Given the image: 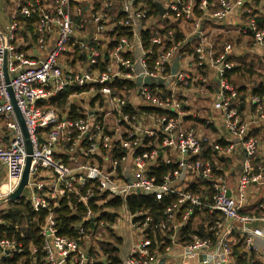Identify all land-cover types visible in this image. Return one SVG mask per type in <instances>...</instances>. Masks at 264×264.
I'll return each mask as SVG.
<instances>
[{
    "label": "built area",
    "instance_id": "obj_1",
    "mask_svg": "<svg viewBox=\"0 0 264 264\" xmlns=\"http://www.w3.org/2000/svg\"><path fill=\"white\" fill-rule=\"evenodd\" d=\"M7 1L10 3L9 23L6 28L0 27V180L5 175L0 182V203L7 201L18 189L28 156L26 139L4 76L6 63L10 87L32 144L29 183L22 198L29 202L35 213H48L45 222L39 226V235L44 241V263L104 264L88 250L97 237H88L83 228L80 227L77 239L58 235L54 209L66 195L80 196V190L87 188L86 195L79 198L85 205L96 195L99 198L106 196L107 200L119 198L124 203L137 195L155 196L158 200L169 195L177 197V201L164 212L165 220L152 229L151 217L143 212L131 214L125 207L116 212L118 218L113 225L98 222L100 228L108 226L116 235L118 227H125L131 244L123 264H160L162 261L164 264H238L243 257L245 262L241 264H264L255 244L257 240L264 241V217L243 213L247 188L262 182L261 174H254L255 170L260 171L264 166L255 164L259 142L251 136V132L264 121V97L252 96V117H245L244 112H240L242 94L226 78L227 73L236 67L230 59L233 45L230 42L221 43L222 50L218 52L212 35L202 31L194 54L196 69L204 70L208 65L216 69L219 82L216 106L230 136V140L222 145L211 138L203 141L194 128H184L186 104L171 87L186 88L193 80L179 71L173 76L171 67L175 58H183L186 41L173 44L169 50L160 53L154 64L148 62L152 51H145L141 42L143 53L138 68L135 61L127 57L128 50L134 46V39L122 38L116 48L107 53L96 46L97 37L90 41L79 40V26L72 13L74 0ZM114 1L105 0L102 7L92 13L96 36L106 33L110 22L108 11ZM120 1L124 17L118 19L116 26L135 30L139 25L143 27L150 18L157 17L165 21V26L168 22L176 24L180 20L182 23L191 22L195 30L193 35L200 32L202 23L207 20L222 22L231 12L241 14L240 9L246 2L219 0L220 11L214 12L217 7L209 0H153V3L160 2L166 11L164 16H148L145 1ZM197 10L202 12V17L196 16ZM246 14L256 13L249 11ZM255 16L249 17V21L240 28V33L252 34L255 47L264 51V27L259 29L258 17ZM25 29L31 31L37 46L44 51L43 57L35 59L17 49V37ZM169 35L172 37L171 32ZM166 40L167 37L154 32L153 44L164 46ZM71 45H75L87 60L88 69L83 73L72 71L62 62ZM100 65L103 67L100 68ZM140 77L165 83L172 81L165 87L149 86L138 84ZM118 81L133 83L135 87L130 90L113 88L112 85ZM67 89L75 93L94 91L96 108L75 116L59 110L53 102ZM131 96L138 97L144 105L135 106ZM130 108L138 113H126L125 110ZM140 108L158 109L166 114L147 115L141 113ZM205 144L211 146L217 158L208 159ZM61 146L68 148L63 151ZM118 150L125 152L121 159L115 158ZM58 151L73 153L70 162L79 155L92 160L93 164L69 166V162L58 156ZM237 153H244V159L242 177L234 195L225 173L220 174L223 172L220 159L233 158ZM159 162L176 167L165 177L162 185L149 177ZM126 168H129L128 176L124 173ZM44 172L52 175L49 181L43 178ZM195 183L198 184V192L190 190ZM94 186L96 190L91 189ZM106 201L99 200L97 204L102 205ZM3 205L9 203L0 204V207ZM258 208L264 211V202L258 204ZM196 211L220 215L213 226L206 224V232H211L212 237L194 233L189 236L190 241L182 243L180 232ZM143 217L145 220L142 221ZM94 218H99V215L89 210L85 221ZM254 223L263 226L255 227ZM157 230L163 241L159 243L154 236L156 240L152 250L153 241L149 239V232L156 234ZM134 232L137 233V240L136 236L133 237ZM233 237L236 239L233 240ZM238 245L246 248V256L243 252L236 254ZM160 247H165L164 254L160 253ZM23 252L21 243L0 239V264ZM31 252L36 254L38 249L32 247Z\"/></svg>",
    "mask_w": 264,
    "mask_h": 264
},
{
    "label": "crops",
    "instance_id": "obj_2",
    "mask_svg": "<svg viewBox=\"0 0 264 264\" xmlns=\"http://www.w3.org/2000/svg\"><path fill=\"white\" fill-rule=\"evenodd\" d=\"M245 1L246 2L244 6L240 9L241 14L231 12L224 20H222V22L215 21L214 19L207 20L202 23L203 25L201 28L203 34L206 33L209 36L212 35V42L215 44L218 52H221V43L223 42L220 40L219 36L222 35L230 39V43L233 45V51L231 53L230 59L236 64V66L238 65L237 61L239 59L250 62L254 58L255 60L264 62V51L255 47L253 39L250 36L240 33V28L246 24L245 20L249 21L250 19V15L246 14V12L249 13V11H252L256 13L255 17L264 18V0H260L259 3H255L254 0ZM104 2L105 0H74L72 3V13L77 19L79 26V40L90 41L94 37H97L98 41L96 46L99 47L101 52L107 53L110 50L109 47L111 44L109 34L113 32L114 28L116 27V23L120 15L119 12L121 11L122 13V5L121 1H119L120 6H116L118 0L113 2L112 7L108 11L110 22L108 24L106 33L96 36L95 24L91 20V15L94 10L101 8ZM9 4L10 3L7 0L2 1V8L0 12L1 28H6L8 26L10 10ZM4 5H6L5 9ZM4 11H6V14ZM218 11H220V9L214 10V12ZM83 20L86 22L85 24H83ZM81 25H83V28H80ZM166 27L167 25L165 26V21L159 20L157 17H152L146 21L143 27L139 25L137 28H135V37L133 43L134 46L128 50L127 55H129L130 59L135 61L138 68L140 67L139 62L143 53L140 33L143 30L150 32H160ZM180 29L188 40L184 46V56L179 60L178 63V71L190 76L193 80V83L186 88L171 87V89L180 98H182L186 104V108H184L185 117L183 119L184 128L190 129L198 127L200 129L199 132L204 131L208 133V138L210 137L213 142L216 141L226 144L230 140V136L225 129L221 111L216 106V103L219 99V82L216 78L215 66L208 65L204 70H198L195 68L194 54L198 45V39L195 38L196 34L193 35L195 32L193 24L191 22H183L180 24ZM192 38L195 39L193 40ZM16 47L18 50L35 59L41 58L44 55V51L37 46L36 39L32 37L31 31H27L26 29L19 32L16 40ZM175 60L176 58L172 62V67L175 63ZM62 62L65 63L66 67L76 73H83L88 69L85 56L76 50L75 45H71L69 47V52L64 55ZM203 80L206 82H203ZM231 82V84H235L238 88L243 86L247 89L248 96H246L247 100L244 114L245 117H252L254 114V109L252 105L253 95H251V92L254 86L258 84L260 80L256 76H234L232 77ZM95 96L96 95L94 91L75 93L71 89H67L62 92V94L59 96V99H57L56 102H53V104L57 107L59 104L66 103L64 106H61V110L67 112V114L75 116L78 113H85L90 109L96 108L97 99ZM131 101L135 106L138 107L144 105L143 102L136 96H131ZM251 136L256 138L259 142L257 160H259V163L264 166V121L253 128ZM205 148L208 151V149H211V146L206 144ZM57 154L66 162H70L72 160L73 153L69 151H58ZM243 159L244 153H237L233 158H228L226 161L224 160V163H220V168L222 171H224L229 188L232 190L234 195H236V191L242 177ZM124 173L128 176L129 168H126ZM254 174H261L262 182L253 183L247 188V197L243 208V213L249 216L264 217V211H261L258 208V204L264 202V169L260 170L259 172L255 170ZM43 178L49 181L52 178V175L48 172H44ZM7 207L8 205L1 206L0 211L5 210ZM253 226L262 227L263 225L261 223H254ZM124 229L125 227L122 225L120 228L118 227L116 231L117 237L121 238L122 236L124 238V240L121 238L123 240V245L119 246L123 261L129 254L131 244V239L129 236H126ZM136 235L137 233L134 232L133 237ZM235 239L236 237H233V240ZM255 244L260 250V259L264 261V241L257 240ZM238 246L237 249H235L236 254L238 252H243L246 256L248 253L246 248L242 247V245L239 247ZM95 248L98 253L99 261L105 264L107 260L106 257L97 249V247ZM67 264L72 263L67 262Z\"/></svg>",
    "mask_w": 264,
    "mask_h": 264
},
{
    "label": "trees",
    "instance_id": "obj_3",
    "mask_svg": "<svg viewBox=\"0 0 264 264\" xmlns=\"http://www.w3.org/2000/svg\"><path fill=\"white\" fill-rule=\"evenodd\" d=\"M120 0L116 3V6H120ZM145 1L148 5V16H157L158 11L153 3V0H138ZM219 0H209V2L214 3L217 9ZM260 0H254L255 3H259ZM116 10V9H115ZM119 18L122 19L124 17L121 11L119 12ZM256 14H251L249 17H253ZM197 17H202L203 14L200 11H196ZM259 29L264 27V19H257ZM34 22V20H33ZM248 21L245 20V23ZM32 23V22H31ZM182 21L180 20L176 24H169L167 23V28L163 31L158 32L161 37H167V40L164 42V46H158L153 44L152 40L154 38V32L150 31H142L141 34V42L142 47L145 51L151 50L152 55L149 56L148 62L149 64H154L159 57V54L162 52H166L169 50L173 44H178L182 42H187V38L185 37L184 33L180 29V24ZM30 24V23H29ZM172 33V37H170L169 33ZM134 29L130 27L124 26H116L109 34L111 44L110 49L113 50L118 45L119 41L122 38H126L129 41L134 39ZM253 39V35H248ZM220 40L225 42H230V39L224 36H219ZM173 39V42L171 41ZM185 51L183 50L182 53ZM129 57V55H127ZM238 65L231 71L227 73L226 78L229 80L230 83L232 77L239 76H256L260 82L256 84L252 90L253 96L263 98L264 97V62L260 60H255L254 58L247 62L246 60L239 59ZM100 68L103 65L99 66ZM233 85V84H232ZM235 85V84H234ZM233 85V86H234ZM113 88L122 90L126 88L127 90L133 89L135 84L125 81H118L114 85ZM236 87V85L234 86ZM154 89V88H152ZM239 93L242 94L241 101L242 104L240 106V112L243 113L246 109V100L248 96L247 89L245 87H236ZM60 105V104H59ZM143 114L147 115H157L162 116L166 114V112L158 109L152 108H140L139 110ZM126 113L129 114H137V110L130 108L125 110ZM174 116V115H172ZM203 123V122H202ZM161 137L159 142L161 143ZM225 145V144H222ZM125 155V152L122 150H118L116 152V159H121ZM208 159H211L213 156L217 158L216 153L211 149L207 151ZM226 161V160H225ZM220 163H224L223 159H220ZM256 165H261L259 160H256ZM176 169L175 166L167 165L163 162H159L149 174V177H153L156 180V184L162 185L165 182V177L171 174L172 171ZM256 171L259 172L257 169ZM221 172L220 174H223ZM92 190H96V186L91 187ZM86 190H80V196L86 195ZM191 191L198 192V184H192ZM97 194V192H95ZM80 196H76L74 194H68L64 199H62L59 203V206L54 209L56 214V223L58 229V235L62 237H66L69 239H77L79 237V229L80 227L84 229L85 235L93 236L94 238L104 236L108 237L112 242H102L100 240H94L96 246H89L88 250L90 254L94 257H98V253L96 248L107 258L108 264H123V260L121 258V250L119 246L123 245V240L108 227L100 228L98 226L99 221H104L109 225H113L118 216L116 212L123 209L124 207L126 210L131 214H136L139 212L146 213L149 217L153 219L151 223V229L155 228L159 222L165 220L164 212L167 208H169L173 203L177 201V197L175 195L164 196L162 199L158 200L155 196H145V195H137L130 197L125 203L120 200L119 198L107 200L106 196L99 198L97 195L96 197L90 199L88 205L83 204L79 201ZM99 200H107L102 205L97 204ZM91 210L94 214H98L99 218H94L89 221H85L87 212ZM48 216L47 212H42L40 214L35 213L29 202L25 200V198H21L16 203H9L8 207L5 210L0 211V218L3 220V224L0 225V239H9L15 240L21 243L24 247V252L21 254H16L12 259H5V264H45L44 253L42 251V247L44 244L43 239L39 235V226L45 222L46 217ZM220 215H209L207 211H196L195 216L189 221V223L181 230V238L182 243H186L190 241L189 236L191 234L197 233L201 237H212V234H208L206 232V227L213 226L215 222L218 220ZM142 221L145 218H141ZM210 223V224H209ZM208 224V226H206ZM156 234L149 232V239L153 241V246L151 249L155 247L154 240H158L159 243L163 241L161 233L157 230ZM156 236V239L155 237ZM85 242V241H84ZM83 242V243H84ZM91 242V243H92ZM35 247L38 249V253L33 254L31 252V248ZM165 247H160V253L164 254ZM245 262L244 258L239 259L238 264Z\"/></svg>",
    "mask_w": 264,
    "mask_h": 264
},
{
    "label": "water",
    "instance_id": "obj_4",
    "mask_svg": "<svg viewBox=\"0 0 264 264\" xmlns=\"http://www.w3.org/2000/svg\"><path fill=\"white\" fill-rule=\"evenodd\" d=\"M154 5L157 7V9L159 11V14L161 16H164L166 10L162 6V4L160 2L156 1L154 3ZM201 32H202V29L195 36V38L198 39L200 37V33ZM195 38H192V39L194 40ZM178 63H179V60L176 59L174 65L172 67V75L173 76L176 75L177 72H178ZM4 76H5L6 83L9 86L8 90H9V94H10V97H11L12 104L14 106L15 114H16L18 120H19V123H20V125L22 127V130H23V133H24V136H25V139H26L27 155L28 156H27L26 168H25V171H24V174H23V177H22V180H21V183H20L18 189L7 199V201L1 202L0 204H3L5 202L16 203L18 200H20L23 197L24 192L26 190V187L28 186V183H29L30 168H31V163H32V144H31V140H30V135H29V132H28L24 117H23V115H22V113H21V111H20V109L18 107L17 101L15 100L12 88L10 87V76H9L8 71H7L6 63L4 65ZM170 81H172V80H169L168 82L165 83L163 81L154 80V79H151V78L143 79V77H140L138 79V84L145 83V84H147L149 86L157 85L159 87H165V86H168L170 84ZM202 259H204V257H202ZM160 264H164V261H162Z\"/></svg>",
    "mask_w": 264,
    "mask_h": 264
},
{
    "label": "rangeland",
    "instance_id": "obj_5",
    "mask_svg": "<svg viewBox=\"0 0 264 264\" xmlns=\"http://www.w3.org/2000/svg\"><path fill=\"white\" fill-rule=\"evenodd\" d=\"M2 1L3 0H0V12H1V8H2ZM6 8V5H4V9ZM5 12V14H6V11H4ZM67 58H69V57H67ZM67 58H65V59H67ZM66 103H62V104H60V105H58L57 107H58V109L59 110H61V106H64ZM67 107V106H66ZM199 134H201L200 136H201V138H202V140L203 141H205V139H207L208 138V133H206V132H204V131H201V132H199L200 131V129L198 128V127H196V128H194ZM210 138V137H209ZM206 145V144H205ZM61 147H63L64 149H63V151L64 150H66L67 148H68V146H61ZM77 157H79V155L77 156ZM76 157V158H77ZM97 163H99L98 161H96ZM87 163H90V164H93L92 163V160H88L86 157H79V158H77V159H75L74 161H72V162H69V166L71 165L72 167H74L75 165L76 166H79V165H84V164H87ZM96 163V164H97ZM74 166H73V165ZM107 164H109L108 165V167L110 168V163H108L107 162ZM106 164V165H107ZM2 176V175H1ZM3 178L0 180V182H2L3 180H4V177H5V175L3 174V176H2ZM98 238V240H100V241H104V242H112L113 243V241L112 240H110L108 237H104V236H100V237H97ZM91 246H96V244H94L93 242L91 243Z\"/></svg>",
    "mask_w": 264,
    "mask_h": 264
}]
</instances>
